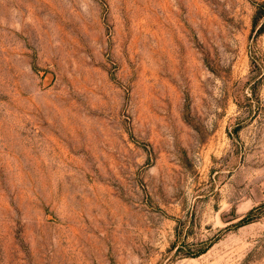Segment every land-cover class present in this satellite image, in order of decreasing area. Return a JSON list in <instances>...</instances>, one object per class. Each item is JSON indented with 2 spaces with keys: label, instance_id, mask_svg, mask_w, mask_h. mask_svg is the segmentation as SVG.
I'll return each mask as SVG.
<instances>
[{
  "label": "rangeland",
  "instance_id": "374dc122",
  "mask_svg": "<svg viewBox=\"0 0 264 264\" xmlns=\"http://www.w3.org/2000/svg\"><path fill=\"white\" fill-rule=\"evenodd\" d=\"M0 264H264V0H0Z\"/></svg>",
  "mask_w": 264,
  "mask_h": 264
}]
</instances>
